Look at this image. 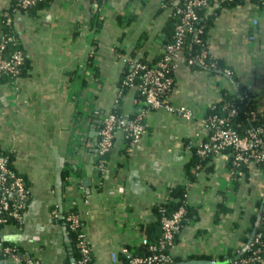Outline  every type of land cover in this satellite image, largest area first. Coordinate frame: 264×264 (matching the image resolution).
<instances>
[{"label": "crops", "instance_id": "crops-1", "mask_svg": "<svg viewBox=\"0 0 264 264\" xmlns=\"http://www.w3.org/2000/svg\"><path fill=\"white\" fill-rule=\"evenodd\" d=\"M11 1L0 0V14ZM93 11L92 0H53L29 13L17 11L12 19L30 70L16 82L0 81V145L12 152V165L25 178L30 197L22 223L1 226L0 240L44 264H74L65 225L52 216L53 209L68 204L80 212L92 264H123L121 250L138 237L136 227L152 224L153 207L172 188L187 183L191 152L183 140L206 135L198 110L220 100L222 88L236 90L225 76L180 62L169 100L192 106L197 116L149 112L147 132L132 146L126 164L121 165L118 154V133L99 175L93 145H88L96 138L93 121L99 120L92 113L106 114L117 96L124 61L116 51L153 60L170 12L162 8V0H106L96 27ZM119 16L128 23L118 24ZM252 18H257L255 27ZM211 23L209 53L249 86L264 115V10L258 13L253 5L240 4L220 10ZM92 40L98 44L93 60L98 73L95 77L88 68L81 76L77 69L84 66ZM121 109L124 118L133 113L132 92ZM263 198L264 171L251 164L234 185L225 155H214L188 185L193 214L180 229L171 255L186 261L202 254L224 263L219 258L227 251L244 249L243 238L252 217L258 219ZM0 262L20 264L8 258Z\"/></svg>", "mask_w": 264, "mask_h": 264}, {"label": "built area", "instance_id": "built-area-1", "mask_svg": "<svg viewBox=\"0 0 264 264\" xmlns=\"http://www.w3.org/2000/svg\"><path fill=\"white\" fill-rule=\"evenodd\" d=\"M38 1L41 0H18V5L26 10ZM224 1L230 2L232 0H164L162 3L164 9L174 15H180V19L175 26L174 40L170 43L160 44L159 57L156 62L150 65L137 61L135 58L130 57L129 54H120L124 63L129 64V72L123 80L124 83H127L132 90L139 91L144 97L135 98L133 96V112L135 116L130 120L122 115L112 113L110 110V112L99 117L102 127L96 131V138L93 142V156L95 159H99L98 163H95L99 175H102L106 164L103 155L113 149L118 133L121 134L120 148L123 147L124 140L128 142L127 151L130 155L132 146L147 132L146 117L149 112L162 109L180 118L192 119L197 116V110L192 106L174 105L167 98L166 92L172 82L169 72L171 70L175 72L180 62H184L187 65L197 63L203 68L207 66L205 50L186 59L182 56L181 47L187 35L192 33L194 34L193 41L196 44L200 42L198 35L202 29L194 26L199 19L198 10L202 9L211 12ZM255 11L261 13L260 10L255 9ZM257 23V18H252L251 26L255 27ZM249 37L252 39L253 35L250 33ZM10 40L11 37L2 38L0 49L4 48L5 44ZM22 59L23 55L20 52H14L6 59L0 57V71L12 74L14 80L11 83L16 82L19 78L16 75ZM224 72L226 76L230 75L229 70L226 69ZM137 74L139 75V83L134 82V76ZM245 92H250L247 85H245ZM117 99H119V96H116L114 102ZM204 107H202V110H198V115L206 130L205 136L207 137L205 140L196 136L192 137L194 144L197 146V153L201 156L210 154L212 157L216 154H223L226 160L228 157L232 159L233 165L254 164L261 167L264 171V125L252 127L247 130L245 135H239L227 125L229 116L235 114V111L232 110L227 117H214L209 133L207 124L202 118ZM80 141L84 146L85 140ZM119 156L121 165L124 166L128 158L122 154H119ZM228 171L231 178H233L234 172L231 169H228ZM26 200L27 194L23 179L7 166V157L0 156V222L5 220L1 216L3 212V214L15 218L21 224ZM73 206V204H68L63 208H55L52 210V216L55 220L63 218L68 228L74 231L78 230L77 247L81 257L79 263H83L89 259L91 248L83 233V229L80 227V212L78 210L70 211ZM183 213L184 208L180 207L172 215L162 218L160 237L156 241H150L144 230L145 226L139 224L136 227L137 234L139 233L136 240L129 247H123L121 250V253L127 258L128 264L173 263L171 262L170 249L175 243V234L179 231ZM260 236L261 233L255 235V232L253 236L250 235L249 243L245 249L252 244H258L255 250L248 255L234 258L231 264H264V255L261 254L264 242L260 240ZM141 247L145 248V251L139 252L138 250ZM0 248L7 254L6 258L17 261L20 264H44L38 257L19 253L14 250V247L9 245L3 246L1 240ZM112 257L114 261L117 259L116 254H113Z\"/></svg>", "mask_w": 264, "mask_h": 264}, {"label": "trees", "instance_id": "trees-1", "mask_svg": "<svg viewBox=\"0 0 264 264\" xmlns=\"http://www.w3.org/2000/svg\"><path fill=\"white\" fill-rule=\"evenodd\" d=\"M53 0H41L35 3L34 5L28 7L26 10L22 9L18 5V0H12L9 7L1 12L0 14V42L2 41V38H9L11 37V40L8 41L4 48L0 49V57L1 58H9L11 54L14 52H20L23 55V59L21 64L18 66L19 71L17 73V77H23L28 74L30 70V59L29 55L23 48V45L21 43V39L19 38L17 32L15 31L13 27V16L17 11H21L24 13H29L33 11L34 9L36 10L37 8H41L43 6H47L48 4L51 3ZM94 3V15H93V21L95 26L101 25L102 20L99 17V9L102 6L103 3L106 2V0H92ZM143 1V0H139ZM164 0L162 1V3ZM251 4L253 5L254 9L260 10L261 12L264 10V0H232L230 2H222V4L216 8L213 9L211 12H207L206 10H198V16L199 19L198 21L194 24L196 28H201L202 31L198 35L200 42L199 44H196L193 41V33L187 35L183 45H182V56L184 58H189L193 57L194 55L200 54L202 51H206V57H205V62L207 66L205 68L199 66L197 63H193L189 65L192 68H197V69H203V70H208L209 72L213 74H219L222 76H225L226 78L230 79L233 83L236 85V90L234 92H230L227 89L222 88L221 89V98L217 102L211 103L207 106L204 107L203 110V115L202 118L204 119L205 123L207 124L208 132L210 133V128L212 124V120L214 117H227L228 113L232 110L235 111V114L229 116L227 125L231 128H233L239 135H245L247 130L255 127V126H262L264 125V115H261L258 110H257V103L254 98V96L250 92H245V85H243L237 78L234 76V72L232 71L231 68L226 67L223 65L217 58L213 57L208 50V42H207V30L211 26V21L212 19L219 13L220 10L222 9H230L235 6H238L240 4ZM163 8V7H162ZM164 9V8H163ZM180 19V15H174L170 13L169 18L167 20V27H164L163 29V37L161 40V44L165 43H170L174 40V31H175V26L177 22ZM118 24L121 26L124 24L128 23V20H125L123 16H119L117 18ZM97 41L92 40L91 41V51L89 53L88 58L86 59L84 66L80 67L77 69V71L80 72L81 76L86 75V69L91 68L93 76H97L98 73V67L96 64H94V56H95V51L97 50ZM118 54L123 53L122 51H116ZM130 57L135 58L137 61H141L143 63H147L148 65L152 64L153 62H156V60L159 57V54L157 52L156 57L153 60H145L143 58H136L134 53H128ZM229 70L230 75L226 76L224 70ZM129 72V64H125L123 66L122 73L118 79L117 82V96H119V99H117L116 102H114L110 108V111L112 113H116L118 115L121 114V103L123 102V98L125 95L129 92L133 93V96L135 98H143L144 95H142L139 91L137 90H132L130 86L127 83H124V79ZM172 82L169 86L168 91L166 92L167 98L169 99V95L172 91L173 84H174V71L172 70L169 72ZM14 80V77L12 74L4 71H0V81L4 83H11ZM134 82L139 83V75L137 74L134 76ZM85 81L83 79L82 84H84ZM170 101V100H169ZM108 111V112H110ZM107 112V113H108ZM97 115V117H101L104 114H100L98 112H94L92 114ZM135 116L134 112L131 113L127 119L130 120ZM100 120V118H99ZM102 127V124L96 123L95 124V131H98ZM207 136H204L203 139L205 140ZM183 144L186 148H188L191 152L190 158L188 163L185 166V172L187 176V183L185 185H179L174 188H172L169 191L168 196L163 200V202L155 205L153 207V213L155 214L156 220L152 224H147L144 227V230L147 234V237L150 241H156L160 237V232H161V220L164 217H168L172 215L174 212H176L180 207L184 208V213L182 215L180 224H179V231L175 234V240L177 238L178 233L180 232V229L185 225L191 218L193 212L191 207L189 206L187 202V193H188V185L194 180L196 173L201 170L202 168L207 166L208 161L212 158V155H205L201 156L197 153V146L194 144V140L191 137H188L186 140H183ZM87 148V147H86ZM128 142L123 141V147L119 148L118 154H122L126 158H128ZM113 149H111L109 152H107L105 155H103L104 160L107 162L108 161V156L110 152ZM0 156H6L7 157V166L13 170L18 176H20L23 179L24 186L26 189V194H27V200H26V205L23 208V211L25 210L28 200H29V192L27 190V184L25 181V178L18 173L13 165H12V152L7 149H3L2 146L0 145ZM102 158V159H103ZM101 159V158H100ZM99 159H95L94 163H98ZM105 162V163H106ZM226 165L228 169H231L234 174H233V184H237L238 179L240 177L241 172H244L247 170V168L250 165H233L232 164V159L230 157L227 158L226 160ZM259 167V166H258ZM261 169V167H259ZM262 170V169H261ZM238 171V172H237ZM263 171V170H262ZM258 208L260 209V217L258 224L255 228V235L258 233H261L260 240L264 242V198L263 200L258 203ZM221 209L226 210L227 208L225 206H221ZM77 209L75 206H73L70 211H74ZM1 216L4 217V221L0 222V227L5 225V224H12V225H20V223L13 217L8 216L6 214L1 213ZM256 215L252 217V224L250 226V229L248 230V234L244 236L243 242L248 244V240L250 239V235L252 234V231L254 229L255 223H256ZM59 222H63L65 225L67 237L69 240V244L71 246V249L73 250V255H74V264H92V257L91 254L89 256V259L86 262L79 263V260L81 259L80 257V252L77 247V234L78 230L74 231L68 228L67 223L64 221V219L60 218L58 220ZM83 226V221L80 219V227L82 228ZM3 246L9 245L11 247H14V250L19 252V253H24V251L17 245H12V244H7L2 242ZM258 244H252L249 246V248L244 249L243 252L242 250H236L234 252L227 251L226 254L222 257H220V261H223L224 263L222 264H231V261L238 257V256H245L250 254L253 250H255V247ZM139 252L145 251V248L141 247ZM242 252V253H241ZM262 255H264V248L262 249L261 252ZM7 254L4 253L2 248H0V259L6 258ZM122 262L123 264H128L127 258L122 255ZM190 258H195V259H207L210 260L207 256H204L202 254L199 255H194ZM180 261L179 258L173 257L171 262H178Z\"/></svg>", "mask_w": 264, "mask_h": 264}, {"label": "water", "instance_id": "water-1", "mask_svg": "<svg viewBox=\"0 0 264 264\" xmlns=\"http://www.w3.org/2000/svg\"><path fill=\"white\" fill-rule=\"evenodd\" d=\"M93 122H94V123H99V120L96 119V120H94ZM93 127H94V125H93ZM93 129H94V128H93ZM91 134H94V135L97 134V132L95 131V129H94L93 132H91ZM88 145L91 146V145H93V143L90 142V143H88ZM259 217H260V214H258V219H257V221H256V223H255V226H254V229H253V231H252L251 236H253V234H254V232H255V228H256V226H257V224H258ZM248 243H249V242H248ZM246 247H247V244L245 245L244 249H245ZM244 249H243V250H244ZM243 250H242V251H243ZM0 264H9V263L0 262ZM10 264H11V263H10ZM12 264H18V263L15 262V263H12ZM171 264H222V263H221V262H216V261H214V260H207V259H202V260H200V259H191V260H186V261L174 262V263H171Z\"/></svg>", "mask_w": 264, "mask_h": 264}]
</instances>
